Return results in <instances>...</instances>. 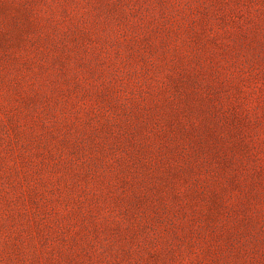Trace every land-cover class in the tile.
<instances>
[{
	"label": "rangeland",
	"instance_id": "1",
	"mask_svg": "<svg viewBox=\"0 0 264 264\" xmlns=\"http://www.w3.org/2000/svg\"><path fill=\"white\" fill-rule=\"evenodd\" d=\"M0 264H264V0H0Z\"/></svg>",
	"mask_w": 264,
	"mask_h": 264
}]
</instances>
